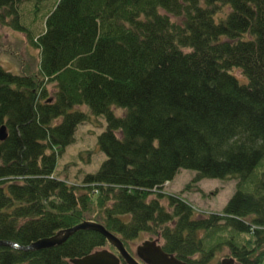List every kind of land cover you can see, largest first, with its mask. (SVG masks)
Listing matches in <instances>:
<instances>
[{
	"label": "trees",
	"instance_id": "trees-1",
	"mask_svg": "<svg viewBox=\"0 0 264 264\" xmlns=\"http://www.w3.org/2000/svg\"><path fill=\"white\" fill-rule=\"evenodd\" d=\"M44 1L0 0V25L39 54L34 74L0 68V242L26 247L94 222L124 247L158 237L185 264H212L222 249L264 264V0ZM25 3L42 14L35 37ZM89 116L105 122L104 160L67 184L56 160ZM180 170L191 183L235 181L219 214L161 192ZM105 248L79 230L47 249L0 246V264H70Z\"/></svg>",
	"mask_w": 264,
	"mask_h": 264
},
{
	"label": "rangeland",
	"instance_id": "rangeland-1",
	"mask_svg": "<svg viewBox=\"0 0 264 264\" xmlns=\"http://www.w3.org/2000/svg\"><path fill=\"white\" fill-rule=\"evenodd\" d=\"M53 0L43 2L44 11L52 5ZM20 19L30 29L33 37L42 31L41 15L32 19L30 4L25 3L21 7ZM41 19V20H40ZM39 54L36 49L28 45L23 34L13 32L8 27L0 25V68L12 74H34L37 72ZM232 75L239 81H243L239 71H232ZM85 111V107L80 108ZM116 115L121 111L115 110ZM105 129V122L102 117H91L86 124L78 126L74 134L73 144L67 146L63 155L56 160L54 175L64 180L67 184H79L83 174L95 173L104 160L96 147L97 136ZM195 173L189 170L180 172L170 181L161 187V192L166 195H179L186 204L191 206L196 216H207L208 214H219L225 206L235 189L233 180L204 179L191 183ZM185 186H190L185 189ZM165 206V202H162ZM153 239L149 235L139 234L129 243L127 249L134 251L142 242ZM110 251L109 249L105 248ZM114 255V250L110 251ZM117 255V254H116ZM227 252L222 249L216 254L212 264H218L226 258Z\"/></svg>",
	"mask_w": 264,
	"mask_h": 264
},
{
	"label": "water",
	"instance_id": "water-1",
	"mask_svg": "<svg viewBox=\"0 0 264 264\" xmlns=\"http://www.w3.org/2000/svg\"><path fill=\"white\" fill-rule=\"evenodd\" d=\"M6 137L4 127H0V142ZM79 230L93 231L100 234L108 246H110L117 256L106 249L95 250L92 253L78 259L70 260V264H138L125 251L122 243L112 234L108 233L101 225L94 222H82L73 228L57 232L49 238L38 240L26 247H18L7 242H0V246H8L21 251H37L58 246L63 243L69 236ZM136 257L144 264H185L177 261L170 255L162 252L158 239L154 241H144L136 247ZM218 264H237L231 258H223Z\"/></svg>",
	"mask_w": 264,
	"mask_h": 264
},
{
	"label": "flooded vegetation",
	"instance_id": "flooded-vegetation-1",
	"mask_svg": "<svg viewBox=\"0 0 264 264\" xmlns=\"http://www.w3.org/2000/svg\"><path fill=\"white\" fill-rule=\"evenodd\" d=\"M156 239H158V244H159V246H160V243H159V238L158 237H154L153 239L151 238V239H149V240H146V241H154V240H156ZM127 246H129V243L127 244ZM127 246L126 247H124V249H125V251L128 253V255L130 256V257H132L138 264H144L141 260H139L137 257H136V248L134 249V251H129V249H127ZM163 252V251H162ZM167 255V254H166ZM115 256H117L116 254H115ZM122 261H120V263H121ZM123 263V262H122Z\"/></svg>",
	"mask_w": 264,
	"mask_h": 264
}]
</instances>
